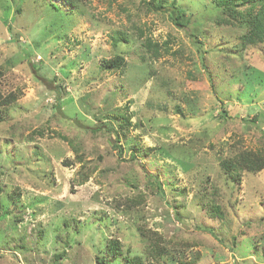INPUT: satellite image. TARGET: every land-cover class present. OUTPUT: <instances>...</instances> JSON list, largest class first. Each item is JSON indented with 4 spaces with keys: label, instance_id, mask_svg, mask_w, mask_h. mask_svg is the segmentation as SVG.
Masks as SVG:
<instances>
[{
    "label": "rangeland",
    "instance_id": "rangeland-1",
    "mask_svg": "<svg viewBox=\"0 0 264 264\" xmlns=\"http://www.w3.org/2000/svg\"><path fill=\"white\" fill-rule=\"evenodd\" d=\"M148 2L0 0V264L149 263L158 238L162 264H264V170L220 168L264 150V43L212 0H177L183 26Z\"/></svg>",
    "mask_w": 264,
    "mask_h": 264
},
{
    "label": "trees",
    "instance_id": "trees-1",
    "mask_svg": "<svg viewBox=\"0 0 264 264\" xmlns=\"http://www.w3.org/2000/svg\"><path fill=\"white\" fill-rule=\"evenodd\" d=\"M214 9L219 13L218 22L238 28L242 31L240 36L241 44L244 47L257 46L264 43V0H212ZM71 5H77L76 0H68ZM148 5L154 11H168L175 25L183 26V20L186 12L178 7L177 0L172 3L161 0H149ZM54 9H58L53 5ZM123 36V35H121ZM124 37V36H123ZM122 38V37H121ZM127 42L126 38H122ZM196 44H199L198 50L202 51L203 44L198 41L197 36H193ZM148 39L149 50L155 56H159V47L157 43H151ZM126 60L124 56L118 54L114 58L105 60L102 68L109 71H119L125 67ZM3 73L0 70V79ZM16 101L15 94L3 96L0 91V122L5 120L6 107H9ZM127 121V119L125 118ZM129 121V120H128ZM264 135V129L262 130ZM121 150V147H119ZM220 168L233 183H240L244 174L255 175L264 170V150L262 151H240L233 153L230 157L220 161ZM86 180H82L84 183ZM161 238L152 242L153 262L146 263L140 256H125V262L128 264H162L165 247L160 243ZM105 255L110 259H120L123 257L121 244L118 240L110 241L105 248ZM99 264H104V260L97 257Z\"/></svg>",
    "mask_w": 264,
    "mask_h": 264
}]
</instances>
